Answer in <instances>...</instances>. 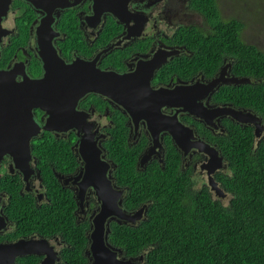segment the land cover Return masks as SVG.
Instances as JSON below:
<instances>
[{"label": "flooded vegetation", "instance_id": "af4514ba", "mask_svg": "<svg viewBox=\"0 0 264 264\" xmlns=\"http://www.w3.org/2000/svg\"><path fill=\"white\" fill-rule=\"evenodd\" d=\"M209 2L216 5L220 19H237L243 28L239 16L226 17L223 0H62L56 6L51 0L38 4L11 0L0 39V72L7 80L16 84L40 80L47 72L46 61H51L55 67L81 62L89 69L88 74H92L93 66L125 75L126 81L122 96L113 100L92 90L81 95L71 106L73 114L83 120H76L79 126L62 120L60 129H43L48 111L31 107L35 122L42 128L36 137L52 134L60 142L42 146L57 150L46 148V155L40 158L31 139L22 169L11 171V159L7 155L1 158L0 180L8 176L18 179L17 192L42 208L46 226H22L24 233L12 238L18 225L6 211L10 194L0 187V216L4 221L0 244L22 238L45 239V249L55 254L52 264L63 262L72 246L92 264L96 217L107 209L118 213L105 219L107 247L117 260L146 264L149 248L140 244L135 251L118 237L110 238L115 226H137L150 202L128 206L132 186L126 181L133 171L145 177L168 174L174 180L182 178L179 185L185 183L190 190L204 188L211 197L225 202L229 193L222 186V178L230 176L232 170L217 140L227 136L226 124L253 126L224 112L208 122L193 113V100L208 110L256 113L225 100L227 87L236 85L232 79L245 77L232 72L230 58H222L211 73L199 70L184 76L189 70L179 61L190 49L176 42V33L194 27L209 36L214 25L203 11H208L205 5ZM194 16L203 24L193 23ZM240 34L248 42L242 29ZM81 133L91 134L89 149L82 147ZM92 135L97 152L94 162ZM262 137L264 131L255 138ZM196 143L208 144L212 150L199 148ZM219 188L223 198L217 197L215 190ZM123 214L126 218L122 220L119 217ZM35 256L40 264L45 255ZM16 258L9 264H17Z\"/></svg>", "mask_w": 264, "mask_h": 264}, {"label": "trees", "instance_id": "16d2710c", "mask_svg": "<svg viewBox=\"0 0 264 264\" xmlns=\"http://www.w3.org/2000/svg\"><path fill=\"white\" fill-rule=\"evenodd\" d=\"M205 6L208 11H203L214 25L212 33L206 37L190 27L179 29L175 36L177 43L190 49L179 61L189 70L184 76L199 70L211 73L222 58H230L232 72L251 82L227 87L225 100L253 110L264 122V52L241 38L240 21L220 19L213 2ZM226 127L227 136L217 141L232 170L222 178L229 193L227 202L211 197L204 188L190 190L185 183L179 185L182 178L174 180L168 174L145 177L133 171L127 174L126 182L132 186L128 206L150 202L137 226H115L110 238L118 237L135 251L140 244L149 248L146 264H264V137L256 140L249 125L230 123ZM32 142L36 155L43 158L46 148L57 149L42 144L60 139L44 133ZM0 187L10 194L6 211L18 225L12 238L24 233L22 226H46L42 208L17 192L18 179L3 178ZM71 248L58 264H87L83 252ZM16 263L37 264V258L33 254L18 256Z\"/></svg>", "mask_w": 264, "mask_h": 264}, {"label": "water", "instance_id": "95a60500", "mask_svg": "<svg viewBox=\"0 0 264 264\" xmlns=\"http://www.w3.org/2000/svg\"><path fill=\"white\" fill-rule=\"evenodd\" d=\"M33 3L43 2L44 0H29ZM52 5H59L62 0H51ZM59 1V2H58ZM11 0H0V39L2 20ZM51 61H46V74L40 80L32 81V83H12L5 77L6 75L0 72V161L4 155H7L11 162L9 168L22 169L23 162L29 157V142L33 137L38 136L42 130L35 122L31 113V107L40 106L46 109L49 113L43 129H60V123L67 122L70 126H79L76 120H82L73 114L72 107L77 99L85 92L94 91L101 95L113 98L121 97L123 94V85L126 81L125 75H119L114 72H103L92 66V74L81 62L59 67L52 65ZM53 67V68H51ZM89 80H92L90 83ZM250 78L234 77L231 82L240 84L250 82ZM23 84L22 86H18ZM122 101V98L118 100ZM194 107L192 109L194 114L201 118L211 119L224 112V115H229L233 120L240 123H249L253 126V134L256 138L264 131V124L262 119L251 112H242L239 110H223L211 109L208 110L193 100ZM84 116L83 113L78 112ZM78 115V114H77ZM70 121V122H68ZM83 121V120H82ZM89 126V124H88ZM90 128V126H89ZM93 130V128H92ZM90 132V131H89ZM90 133H81V145L84 149H89L91 145ZM92 135V162L97 158V152L93 146ZM206 151L212 150L208 144L199 146ZM93 165V163H92ZM98 180V177H94ZM210 181L213 188L214 182ZM217 188V187H216ZM216 189V193L222 195V191ZM118 213L102 209L97 215L95 221V228L92 232V264H128V261L123 262L117 260L106 244V229L105 219L107 216H115ZM120 219L126 218L123 214ZM4 225L3 218L0 216V228ZM45 239L22 238L12 243L0 244V264H9L15 257L25 256L29 254L45 255L40 264H52L54 252L51 249H45ZM53 253V255H51Z\"/></svg>", "mask_w": 264, "mask_h": 264}, {"label": "rangeland", "instance_id": "374dc122", "mask_svg": "<svg viewBox=\"0 0 264 264\" xmlns=\"http://www.w3.org/2000/svg\"><path fill=\"white\" fill-rule=\"evenodd\" d=\"M264 0H223V10L227 16L240 17L243 20L242 35L248 42L256 44L264 52ZM193 23L202 25L199 16H194ZM228 197L225 198V202Z\"/></svg>", "mask_w": 264, "mask_h": 264}, {"label": "bare ground", "instance_id": "6f19581e", "mask_svg": "<svg viewBox=\"0 0 264 264\" xmlns=\"http://www.w3.org/2000/svg\"><path fill=\"white\" fill-rule=\"evenodd\" d=\"M43 74V73H42Z\"/></svg>", "mask_w": 264, "mask_h": 264}]
</instances>
